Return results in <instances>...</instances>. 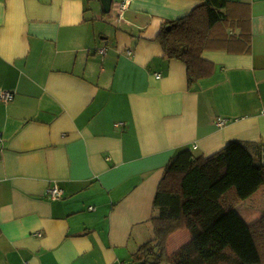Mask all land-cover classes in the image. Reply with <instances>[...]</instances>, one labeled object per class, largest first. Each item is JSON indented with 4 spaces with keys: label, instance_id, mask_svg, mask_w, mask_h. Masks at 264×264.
<instances>
[{
    "label": "crops",
    "instance_id": "0c3cea01",
    "mask_svg": "<svg viewBox=\"0 0 264 264\" xmlns=\"http://www.w3.org/2000/svg\"><path fill=\"white\" fill-rule=\"evenodd\" d=\"M120 1L0 0V264L140 262L172 157L264 145V0H227L248 50L204 51L211 74L191 86L155 39L201 0H127L117 22ZM190 239L174 232L166 255Z\"/></svg>",
    "mask_w": 264,
    "mask_h": 264
},
{
    "label": "trees",
    "instance_id": "16d2710c",
    "mask_svg": "<svg viewBox=\"0 0 264 264\" xmlns=\"http://www.w3.org/2000/svg\"><path fill=\"white\" fill-rule=\"evenodd\" d=\"M239 12L227 0H201L161 26L155 41L167 59L185 65L188 86L211 74L204 51L248 50L249 24ZM262 149L260 143L230 141L206 157L188 149L172 157L153 199V238L135 258L143 264H264V213L247 224L236 210L264 185ZM179 230L191 239L167 256V239Z\"/></svg>",
    "mask_w": 264,
    "mask_h": 264
},
{
    "label": "rangeland",
    "instance_id": "374dc122",
    "mask_svg": "<svg viewBox=\"0 0 264 264\" xmlns=\"http://www.w3.org/2000/svg\"><path fill=\"white\" fill-rule=\"evenodd\" d=\"M238 213L248 223L252 222V219L259 217L261 213H264V185L242 201L238 208Z\"/></svg>",
    "mask_w": 264,
    "mask_h": 264
},
{
    "label": "built area",
    "instance_id": "2783aa9c",
    "mask_svg": "<svg viewBox=\"0 0 264 264\" xmlns=\"http://www.w3.org/2000/svg\"><path fill=\"white\" fill-rule=\"evenodd\" d=\"M127 4H128V1L127 0H124V1H120V2H115L113 5V7H115V10H116V18L115 20L117 22L120 21V15L121 13L127 8ZM100 53H104V50H100L99 51ZM127 54L130 55V51H127ZM157 78H159L160 76L159 75H156ZM14 98V94L11 93V92H7V91H0V100L4 103H7V102H10L12 101ZM216 123V126L221 128L222 126H224L225 124V120L224 119H221V118H217V120L215 121ZM62 193L63 191L56 187V186H53L52 188L48 189L47 191V197L51 200H56V199H59L61 196H62ZM92 209V208H90Z\"/></svg>",
    "mask_w": 264,
    "mask_h": 264
},
{
    "label": "water",
    "instance_id": "95a60500",
    "mask_svg": "<svg viewBox=\"0 0 264 264\" xmlns=\"http://www.w3.org/2000/svg\"><path fill=\"white\" fill-rule=\"evenodd\" d=\"M100 2L102 5L103 12L107 14L110 11L113 0H100ZM261 164L264 165V150L263 149L261 153ZM127 264H143V262H133V263H127Z\"/></svg>",
    "mask_w": 264,
    "mask_h": 264
}]
</instances>
